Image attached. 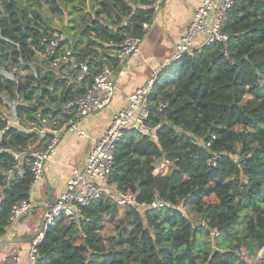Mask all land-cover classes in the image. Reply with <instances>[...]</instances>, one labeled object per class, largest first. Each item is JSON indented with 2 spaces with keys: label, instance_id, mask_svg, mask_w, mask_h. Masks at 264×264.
<instances>
[{
  "label": "trees",
  "instance_id": "1",
  "mask_svg": "<svg viewBox=\"0 0 264 264\" xmlns=\"http://www.w3.org/2000/svg\"><path fill=\"white\" fill-rule=\"evenodd\" d=\"M155 9L154 0H0V115L5 106L25 126L12 125L0 140V237L12 204L30 197L34 181L25 158V171L6 177L10 149L38 145L29 123L84 93L97 58L117 67L113 50L124 33L142 37ZM53 17L62 26L53 27ZM54 30L65 36L60 50L88 62L81 81L50 67L55 55H44L42 39ZM223 31L226 44H203L158 70L146 120L155 136L132 128L116 143L108 182L137 204L125 205L107 234L104 219L119 206L104 191L80 207L81 217L61 213L36 244L37 264H264L257 256L264 246V0H234ZM158 100L167 102L163 111ZM154 159L167 161V170L155 173ZM218 191L228 199L209 202ZM155 194L173 207H151ZM183 204L192 206L183 212Z\"/></svg>",
  "mask_w": 264,
  "mask_h": 264
},
{
  "label": "built area",
  "instance_id": "2",
  "mask_svg": "<svg viewBox=\"0 0 264 264\" xmlns=\"http://www.w3.org/2000/svg\"><path fill=\"white\" fill-rule=\"evenodd\" d=\"M162 1L154 0V6L157 8ZM233 1L202 0L195 8L191 20L175 43L169 62L183 54L190 53L194 48H198L203 44L214 41L226 44L228 34L223 31V25ZM147 25V22L142 23L144 28ZM199 36H203V38L198 40ZM64 37L63 33L54 30L48 40L43 38L42 41L45 42L44 55H55L49 61L50 67L57 70L61 68L63 74L66 77L68 76L71 81L79 82L89 72V64L87 61L77 60L72 54V50L59 49V41ZM140 41L141 37L131 32H125L119 48L114 53L121 60L125 59L137 52ZM97 61H99L98 70L84 93L73 95L47 111L43 116H39V121L29 123L26 129L36 132L39 144H28L23 149L11 148L13 165L6 170V177H10L14 173H23L25 170L22 166V160L25 158L34 180L40 179L43 176L44 164L54 154L60 135L68 130L74 131L79 136L85 135L84 131L78 126L77 120L109 106L114 94L112 65L100 58H97ZM157 72L158 70L148 77L142 85L129 93L124 107L112 112L110 121L103 133L93 139L84 164L80 167L74 166L71 168L64 190L53 201L42 202L29 197L18 199L12 204L9 224L5 233L26 213L39 205L42 206V225L39 235L35 236L28 244L26 264H37L39 252L36 244L42 238L48 226L61 213L81 217L80 207L94 202L101 196L103 191L106 192L110 204L125 206L136 203L130 192L117 188L115 184L109 183L108 180L114 169L115 146L122 137L124 130L134 128L138 132L155 136L153 127H150L146 120L149 112V96ZM74 87H76V84ZM166 107V101L158 100L156 102L157 110L163 111ZM0 122V140L12 125L25 127L19 120L10 113L4 112V110L0 115ZM209 142L206 144H209ZM218 156V154L211 156L208 163L215 165ZM163 162V165L167 164V161L162 160ZM149 205L151 207H173L170 201L161 199L157 194L154 195ZM181 210L184 212L186 205H181ZM213 233L218 234L214 231ZM0 264L24 263L21 260L20 252H18L0 256Z\"/></svg>",
  "mask_w": 264,
  "mask_h": 264
},
{
  "label": "crops",
  "instance_id": "3",
  "mask_svg": "<svg viewBox=\"0 0 264 264\" xmlns=\"http://www.w3.org/2000/svg\"><path fill=\"white\" fill-rule=\"evenodd\" d=\"M201 1L163 0L155 9L152 20L147 22L146 28L143 27L145 32L141 37L137 52L122 60L119 57L118 66L112 69L114 94L111 103L77 120L78 126L85 135L79 136L71 130L60 135L54 154L44 164L43 176L34 180L31 185L30 197L42 202H51L64 190L71 168L84 164L93 139L103 133L112 112L124 107L131 91L142 85L155 71L169 63L175 43ZM202 38L203 36H199L198 40ZM115 51L116 49L113 50ZM22 220L23 218L18 223ZM25 231L21 228V235ZM21 239L22 237H14L10 240L0 237V254L2 249L9 248L10 251L11 248H17L19 243H26ZM3 241L8 243H3Z\"/></svg>",
  "mask_w": 264,
  "mask_h": 264
},
{
  "label": "rangeland",
  "instance_id": "4",
  "mask_svg": "<svg viewBox=\"0 0 264 264\" xmlns=\"http://www.w3.org/2000/svg\"><path fill=\"white\" fill-rule=\"evenodd\" d=\"M51 25L53 27L62 26V21L59 18H57V17H53L51 19ZM187 78H188V76H185V77L182 76V78L180 79L181 80L180 82L183 83L184 81H188ZM2 108H3L4 112L10 113V111L5 106H2ZM151 161H153V160H151ZM153 164L155 166V169H154L155 173H158L159 171L167 170V166L163 165L164 162L162 163L161 159H154ZM223 199L227 200L228 198L225 196L224 193H222L221 191H218L215 194H213L208 199V201L209 202H217V201H220V200H223ZM191 206H192V204L187 205L186 210H188V208H191ZM125 208L126 207H124V206H119L118 207V211L114 215L113 218H105L104 219V222H103L104 226H103V230H102L103 234L113 233V227H114L115 223H117L120 220V217L124 214ZM41 212H42V206L39 205L35 209H33L30 212L26 213V215H24L22 217L23 220L21 222H19V223H18V221H19L18 220L10 229L7 230V232L3 236H1V238H3V239L5 238V239H9L10 240L11 238H14V237H17V238L22 237L21 240H23L24 236H28V235H31V236L32 235L33 236L37 235L38 236V232H39V230L41 228V225H42ZM187 214H188V217L192 221H197V220L200 221V214L198 212L190 211ZM21 228L26 230L24 232L23 236H21V232H20ZM15 230H16V232H15ZM213 231L218 233V231L216 229H213ZM213 231H211V233H210V238L211 239L215 235V233H213ZM14 232H15V235H14ZM3 243H8V242L7 241H3ZM3 245L7 246L8 244H3ZM27 248H28V242L19 243V246L17 248H11L10 251L8 250L9 248L8 249H2L3 251L1 252L0 255L8 254V253H18V252H20L21 260H22V262L24 264H26V261H27V259H26ZM257 256L260 257V258L261 257L264 258V246L258 251ZM24 259H26V260H24Z\"/></svg>",
  "mask_w": 264,
  "mask_h": 264
}]
</instances>
